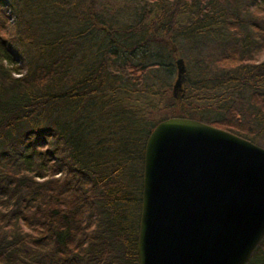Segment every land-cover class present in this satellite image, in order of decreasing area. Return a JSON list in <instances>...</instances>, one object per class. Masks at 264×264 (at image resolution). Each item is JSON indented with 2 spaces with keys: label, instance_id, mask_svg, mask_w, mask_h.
<instances>
[{
  "label": "trees",
  "instance_id": "16d2710c",
  "mask_svg": "<svg viewBox=\"0 0 264 264\" xmlns=\"http://www.w3.org/2000/svg\"><path fill=\"white\" fill-rule=\"evenodd\" d=\"M49 1L44 11L75 10L88 27L40 44L45 62L25 72L13 45L35 39L27 27L10 37L0 0V264H138L145 147L160 122L195 119L264 148V0H120L125 25L96 16V0ZM94 33L90 55L68 43ZM164 50L186 60L180 100ZM248 264H264V239Z\"/></svg>",
  "mask_w": 264,
  "mask_h": 264
},
{
  "label": "water",
  "instance_id": "95a60500",
  "mask_svg": "<svg viewBox=\"0 0 264 264\" xmlns=\"http://www.w3.org/2000/svg\"><path fill=\"white\" fill-rule=\"evenodd\" d=\"M176 66L178 99L188 70ZM263 239L264 148L195 119L160 122L145 147L138 264H248Z\"/></svg>",
  "mask_w": 264,
  "mask_h": 264
},
{
  "label": "rangeland",
  "instance_id": "374dc122",
  "mask_svg": "<svg viewBox=\"0 0 264 264\" xmlns=\"http://www.w3.org/2000/svg\"><path fill=\"white\" fill-rule=\"evenodd\" d=\"M4 1V5L7 8V12L11 15L9 21V32L10 37L13 36H20L22 35V29L27 27L30 30L33 39L32 45H28L29 42H21L20 43H13V47H15L17 54L16 60L19 66H22L25 72L29 69V64H38L45 62L47 56H42L40 51L42 48L37 49L40 47V44H49L55 43L59 41L60 36L66 34L67 37L74 36L75 31L77 30H86L87 25H85L84 20H82L83 15H78L77 11L75 10H64V9H53L51 3L47 5L45 11L41 6V1L51 2L49 0H2ZM53 1V0H52ZM97 14L96 16H105L107 18L111 17L118 23L122 25L127 24L133 19L132 10L128 7H124V2L120 0H96L95 3ZM129 6V5H127ZM80 10H85L83 7L80 6ZM98 33H94L93 35H88L86 39L82 42L77 41L76 38L74 40L68 39V43L70 45L77 43L76 46L83 45L82 48L85 50L86 53L89 55L93 53L91 49H95L99 46L101 36ZM100 37V40H98ZM27 39V38H26ZM99 41V42H98ZM69 45L66 44V47ZM39 50V52H37ZM161 52L160 49L157 50V53ZM76 53V52H75ZM162 55L166 56V60L168 62L173 61L176 65V61L173 60L171 55L168 51L164 50ZM51 55H49L50 59ZM82 56L75 55L73 58L72 66H76L75 72L78 73V64H80ZM258 60L264 61V52L259 56ZM137 62H139L136 59ZM186 63V60H185ZM188 68V67H187ZM190 79L193 80L194 74L191 72ZM17 77V75H15ZM165 77L164 73L161 72L160 77L163 79ZM189 76V74H188ZM177 78V66H176V73L173 77L169 80L171 84V96L174 97V84ZM152 81L147 78L144 81V86L151 85ZM186 86V85H185ZM184 86V89H185ZM182 93H179V96ZM178 96V97H179ZM177 99V98H176ZM177 100H180L178 98ZM167 116L168 112L161 113L157 116L160 118L161 116ZM207 124V123H206ZM211 125V124H210ZM213 126V125H212ZM258 145V144H257ZM260 146V145H259ZM262 147V146H261Z\"/></svg>",
  "mask_w": 264,
  "mask_h": 264
}]
</instances>
